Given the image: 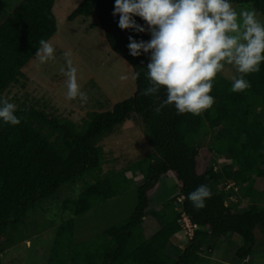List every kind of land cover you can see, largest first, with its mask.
<instances>
[{"label": "trees", "instance_id": "1", "mask_svg": "<svg viewBox=\"0 0 264 264\" xmlns=\"http://www.w3.org/2000/svg\"><path fill=\"white\" fill-rule=\"evenodd\" d=\"M230 2L250 3L264 15V0ZM53 6L54 0H21L0 23V96L23 76L39 41L49 42L57 32ZM113 8L114 0H82L68 19L97 18L92 26L103 31L111 51L134 74L141 73L135 79V91L103 111L88 112L81 125L34 106H16L20 124H0V252L9 230L65 183L82 184L79 195L66 197L61 203V208L74 216L125 190L124 183L132 180L123 170L103 171L99 141L139 115L150 134L152 149L130 166L145 173L143 181L135 184L133 213L94 239L77 243L75 217L64 220L57 227L47 264H208L213 242L234 234L242 238L236 260L249 258L256 245V230L264 235V205L238 207L226 194V187L233 182L250 198L262 195L264 199V120L258 113L264 108V63L258 73L245 77L251 87L240 93L230 90L232 80L218 74L210 93L215 102L199 116L177 115L172 106L157 114L154 109L165 92L161 89L157 97L142 94L149 86L144 75L148 55L132 57L127 47L130 35L137 41H147L150 35L121 30ZM202 131L214 132V141L207 146L198 141ZM216 155L217 165L212 160ZM166 176L176 179L175 192L168 199H159L156 196ZM202 184L213 195L205 208L197 210L187 197ZM183 214L198 226L191 237L181 225ZM152 225L155 229L147 236ZM184 234L186 245L173 257L167 253L169 243L174 236Z\"/></svg>", "mask_w": 264, "mask_h": 264}, {"label": "rangeland", "instance_id": "2", "mask_svg": "<svg viewBox=\"0 0 264 264\" xmlns=\"http://www.w3.org/2000/svg\"><path fill=\"white\" fill-rule=\"evenodd\" d=\"M21 0H0V23L14 10ZM82 0H54L53 12L56 17L57 32L50 39L55 48V59L46 64H39L36 57L24 69L19 80L4 91L3 97L16 106H34L47 112L69 119L81 125L91 111H103L116 102L127 99L135 91V79L132 69L106 43L103 31L92 26L97 21L95 16L79 17L73 21L68 15ZM232 7L239 12L241 9L254 10L256 18L264 22L262 15L252 4H235ZM66 52L71 53L81 91L88 95L86 104L77 99L66 98V77L61 68L66 67ZM232 66H226L219 75L232 80L236 76ZM127 77V79H121ZM264 120V108L258 111ZM203 132V131H202ZM203 145L214 141V132H203L198 137ZM99 144L103 151V171L123 170L128 178L124 184L126 189L118 196L101 203L89 212L74 216L64 211L61 203L64 198L80 194V182L63 184L51 198L44 200L33 210L27 219L8 232L7 238L1 242L2 264H47L50 250L55 238L57 227L64 220L75 217V242L94 239L106 228L129 219L136 205V186L141 183L145 173L132 170L131 164L152 149L150 134L142 118L135 115L119 125L112 133L104 136ZM217 155L212 157L217 163ZM86 178H89L86 175ZM176 179L166 176L157 194L159 199H168L175 192ZM230 186V187H229ZM226 194L236 200L238 207H250L253 204L263 206L264 199L258 195L255 199L247 195L240 185L227 183ZM237 206V205H236ZM180 208V206H178ZM155 229L146 231L150 235ZM181 235L174 236L167 248V253L177 257L186 245ZM239 235L228 236L213 242L214 250L207 254L208 264H264V235L256 230V245L252 255L242 261L235 258V251L241 244ZM99 239H97V242ZM71 247V245H69Z\"/></svg>", "mask_w": 264, "mask_h": 264}, {"label": "clouds", "instance_id": "3", "mask_svg": "<svg viewBox=\"0 0 264 264\" xmlns=\"http://www.w3.org/2000/svg\"><path fill=\"white\" fill-rule=\"evenodd\" d=\"M112 15L119 17L121 30L150 35L147 41L130 35L127 47L132 57L148 55L144 75L149 86L142 94L157 97L161 89L165 92L154 109L157 114L172 106L177 115L199 116L213 106L210 93L226 66L239 74L233 76L230 90L240 93L251 87L245 77L258 73L264 63V22L254 10L237 12L230 0H114ZM137 17L144 23H138ZM55 51L41 39L35 57L43 65L55 59ZM64 56L66 67L61 72L66 77V98L86 104L88 95L81 91L71 53ZM140 75L136 72L133 79ZM16 111L14 103L0 96V124H20ZM212 195L202 184L187 199L199 210Z\"/></svg>", "mask_w": 264, "mask_h": 264}, {"label": "built area", "instance_id": "4", "mask_svg": "<svg viewBox=\"0 0 264 264\" xmlns=\"http://www.w3.org/2000/svg\"><path fill=\"white\" fill-rule=\"evenodd\" d=\"M230 183L232 185H235L233 182H230ZM183 198H184V196L179 197V201L181 202ZM180 222H181V225L184 229V233L186 235H189L190 237L193 235L194 230L198 228V226L196 224L192 223L190 218L185 214L182 215Z\"/></svg>", "mask_w": 264, "mask_h": 264}, {"label": "crops", "instance_id": "5", "mask_svg": "<svg viewBox=\"0 0 264 264\" xmlns=\"http://www.w3.org/2000/svg\"><path fill=\"white\" fill-rule=\"evenodd\" d=\"M234 235H236V234H234ZM234 235H231V236H234ZM241 239V243H242V238H240Z\"/></svg>", "mask_w": 264, "mask_h": 264}]
</instances>
